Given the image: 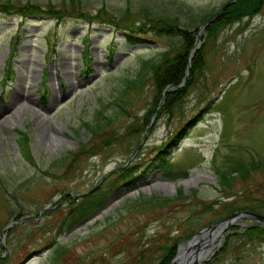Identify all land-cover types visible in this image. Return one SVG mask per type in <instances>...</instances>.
Masks as SVG:
<instances>
[{
	"label": "rangeland",
	"instance_id": "374dc122",
	"mask_svg": "<svg viewBox=\"0 0 264 264\" xmlns=\"http://www.w3.org/2000/svg\"><path fill=\"white\" fill-rule=\"evenodd\" d=\"M11 1L51 3L95 17L104 6L101 13L109 18L122 15L128 3L131 19H142L137 10L146 6L188 23L224 0H79L72 8L68 0ZM77 12L21 18L0 11V264H152L162 243L194 225V219L197 227L220 219L223 202L264 206V165L222 187L215 171L228 167V157L246 163L264 159V4L251 17L220 25L206 38L203 63L181 105L159 116L149 132L128 129L152 102L149 67L137 86L124 94L119 90L125 78L137 73L141 60H155L164 50L172 53L177 36L148 32L145 41L130 42L116 26ZM204 34L203 28L191 56ZM7 57L11 73L3 81ZM14 90L18 95L7 104ZM117 101H124L127 112L116 108ZM99 107L115 115L94 138L82 122L90 121ZM192 115L194 123L169 153L174 167L186 169L187 175L164 176L153 166L155 148ZM17 129L28 136L31 161L21 155ZM111 131L117 135L100 144L99 153L61 161L67 151L98 142ZM124 161L141 174L133 186L121 184L90 218L70 230L58 229L65 210L62 194H80L104 176L113 178ZM178 188L186 196L161 206L130 207L140 196L173 197ZM214 198L220 199L208 206ZM56 199L58 204L51 205ZM14 210L25 213L22 219H15ZM253 223L264 225L237 218V228L228 226L216 251L201 264H264V237L244 232ZM226 235L228 246L214 259Z\"/></svg>",
	"mask_w": 264,
	"mask_h": 264
},
{
	"label": "trees",
	"instance_id": "16d2710c",
	"mask_svg": "<svg viewBox=\"0 0 264 264\" xmlns=\"http://www.w3.org/2000/svg\"><path fill=\"white\" fill-rule=\"evenodd\" d=\"M71 3V8L74 4H78L79 0H68ZM264 4V0H224L221 2L217 9L212 11H207L198 16L195 22H182L177 14H166V13H156L149 10L146 6L138 8L137 12L143 15L142 19L134 20L131 19L128 15L130 11V6L127 3L123 9V14L118 16L110 15L111 19L102 13L105 11L104 6L99 8L95 13L99 17L94 15L85 14L81 10L74 9L69 10L63 6L55 7L51 3H46L41 5L39 3H32L25 1L21 4L12 2L11 0H0V11L4 13L14 12L25 18L32 15H48L56 18H61L65 14H68L72 11H78L75 15L79 17L89 18L90 21L94 20L97 22H108L110 25L116 26L122 34L130 42L145 41V33L153 34H166L177 36L178 41L172 47V53L169 51H162L161 56L155 60L149 61V59L141 60L139 69L137 73L132 78H125L123 80L122 86L119 90L120 94H124L130 89L131 86H137L144 78L146 73L144 72L145 67H149L148 77H150L151 84L153 86V95L152 102L145 108L142 113V116L139 119H133L129 122V131H147L149 132L156 119L161 115L171 113L174 108H177L181 105V102L187 93V87L191 83L192 79L200 71V67L203 63V45L206 38L215 34V30L218 26L233 23L241 20L243 17H251L260 11ZM219 9V12L217 10ZM103 11V12H102ZM102 12V13H101ZM214 16L204 27L205 34L200 36L201 42L196 47L192 56L189 59L190 49L193 46V41L195 37V32L200 24L206 21L214 13ZM96 18V19H95ZM141 35V39L134 37V35ZM143 35V36H142ZM84 52H86L84 47ZM188 66V67H187ZM188 68V69H187ZM44 75H45V69ZM11 73V67L9 62V57L6 58V68L3 72L4 79L6 81L9 78ZM161 100L158 107L157 104ZM116 108L119 110L124 109V101L115 102ZM116 109V110H117ZM127 112V111H126ZM155 113L154 117L152 115ZM115 115V114H114ZM113 114H105L101 107L95 110L93 118L90 121H84L82 124L88 128L90 134L96 138L98 137L104 128L113 122ZM196 119L195 116L192 117L180 125L174 132L167 136L162 142H160L154 152L152 157L154 160L153 166H156L162 170V174L167 177H176V176H186L187 170L181 167L175 168L173 163L169 160V153L174 148L181 138L184 136L186 129L194 123ZM18 131V145L22 152V157L31 161L30 151L28 147V136L24 130L17 129ZM146 132V133H147ZM116 134L115 131H111L110 134L100 139L98 142L95 140L84 146L79 144L76 150L67 151L61 161L65 162L68 160L70 162H77L79 159L85 156H91L99 153L101 149L100 144H108L110 138L114 137ZM228 167L219 168L215 167L217 182L219 186L226 185L231 179L235 178L237 175H243L248 170L260 167L264 165V159H258L256 161H251L249 163L242 162L236 158L231 159L228 157ZM60 160V159H59ZM124 166L119 170L115 171V176L107 180V177L104 176L100 178L94 186L81 192L77 198L68 196L65 192L62 194L66 196L65 198V210L61 215L58 229L64 227L66 230L72 229L76 224L90 218L98 208H100L109 192L117 190L119 186L126 185L129 186L132 180L140 177V173H137L135 170H131V165L124 161ZM176 169V170H173ZM105 179L104 182L102 180ZM119 180L122 182L119 183ZM105 183V184H104ZM133 185H130L132 187ZM194 194L196 192L195 188L190 189ZM186 196V193H183V190L178 188L176 194L173 197H161L155 194H151L146 197L140 196L138 199L134 200L135 204H131L130 207L137 208L144 206H161L164 203L172 200L173 198ZM220 198L212 199V202L208 206H212L214 203H217ZM59 199H56L52 202L51 205L58 204ZM264 202V201H262ZM259 204H254L253 206L235 204L233 201L223 202L218 212V217L221 218L236 209H250L255 211H264V206L260 207ZM15 219L24 215L25 213L22 210H14ZM194 219L192 223L194 225L188 226L187 229L180 231L179 234H176L169 241L162 243L158 258L152 264H166L174 256L177 244L181 241L187 239L193 233H195L202 226L197 227V221ZM183 223V222H182ZM181 223V224H182ZM209 223V222H207ZM231 229L237 228L236 225L230 226ZM244 232L247 234L258 235L259 237H264V225H258L256 223L249 224L244 226ZM229 235V234H228ZM228 235L225 236L220 249L214 254L213 258H219V254L224 252L228 246ZM1 245V243H0ZM57 250V249H56ZM0 251V259H2ZM205 264H208L206 262Z\"/></svg>",
	"mask_w": 264,
	"mask_h": 264
},
{
	"label": "water",
	"instance_id": "95a60500",
	"mask_svg": "<svg viewBox=\"0 0 264 264\" xmlns=\"http://www.w3.org/2000/svg\"><path fill=\"white\" fill-rule=\"evenodd\" d=\"M215 15H216V13H214L211 17H209L206 21H204L202 24H200L198 26V30H197L196 35H195L193 47L196 46L200 32L203 30L205 25ZM190 56H191V54L188 57H190ZM239 217H246V218H249V220H251L253 222H258V223L264 224V213L257 212L254 210H249V209L234 210L231 213L225 215L224 217L202 226L195 233H193L191 236H189L187 239H185V245H186L187 251L189 252V255L184 261H182L181 264H201L205 260H207L216 251V249L220 243L221 237L223 235V232L226 230V228L228 226L233 225L235 223V220ZM216 227L219 228V232H220L219 241L215 245H212L211 248L208 249L207 244H208L209 234ZM198 234L204 236V238L202 240L203 242L201 244L198 243L197 241H193V238ZM192 245H196V247L194 249H192L191 248ZM179 246H180V244L177 245V250H176L174 256L166 264H170L173 261V259L175 258L176 254H177Z\"/></svg>",
	"mask_w": 264,
	"mask_h": 264
},
{
	"label": "bare ground",
	"instance_id": "6f19581e",
	"mask_svg": "<svg viewBox=\"0 0 264 264\" xmlns=\"http://www.w3.org/2000/svg\"><path fill=\"white\" fill-rule=\"evenodd\" d=\"M21 79V78H19ZM21 93V92H20ZM18 95V92L14 90V92L11 94V96L9 97V100L7 101V104H9L11 102V100H15L16 96ZM54 95L51 97L50 101H53L54 100ZM20 98V97H19ZM18 98V99H19ZM32 97H29V100L31 101ZM11 106V104H10ZM219 236H220V232H219V228L216 227L210 234H209V237H208V243L212 244V245H215L213 242L216 241V239H218L219 241ZM203 238L204 236L203 235H196L194 238H193V241H197L198 243H202L203 241ZM211 248V247H208V249ZM189 255V252L187 251V248H186V245L185 244H182L180 247H179V251H178V254L175 256V258L173 259V261L170 263V264H181L182 261H184Z\"/></svg>",
	"mask_w": 264,
	"mask_h": 264
}]
</instances>
